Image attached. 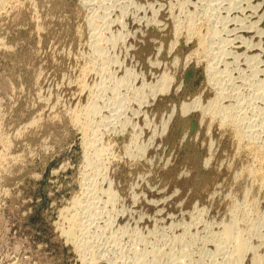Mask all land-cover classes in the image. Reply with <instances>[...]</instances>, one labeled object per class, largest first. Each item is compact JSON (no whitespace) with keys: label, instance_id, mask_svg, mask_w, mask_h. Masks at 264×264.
<instances>
[{"label":"rangeland","instance_id":"obj_1","mask_svg":"<svg viewBox=\"0 0 264 264\" xmlns=\"http://www.w3.org/2000/svg\"><path fill=\"white\" fill-rule=\"evenodd\" d=\"M122 1L0 0V264H264V3Z\"/></svg>","mask_w":264,"mask_h":264},{"label":"bare ground","instance_id":"obj_2","mask_svg":"<svg viewBox=\"0 0 264 264\" xmlns=\"http://www.w3.org/2000/svg\"><path fill=\"white\" fill-rule=\"evenodd\" d=\"M83 1V0H82ZM124 1V0H123ZM122 1V2H123ZM186 1V0H185ZM214 1V0H213ZM221 1V0H220ZM223 1H225V0H223ZM228 1V0H227ZM230 2H231V0H229ZM248 1V0H247ZM245 2V3H248V2ZM250 1H252V0H250ZM254 2L256 1V0H253ZM260 0H258V2H259ZM184 2V1H183ZM216 2H218V0L216 1ZM222 2V1H221ZM244 2V1H243ZM257 2V4H258V6L260 5V7H261V4H262V2L264 3V0H261V2H259L258 3ZM85 3V2H84ZM178 3H179V1H178ZM215 3V2H214ZM228 3V2H227ZM227 3H226V5H227ZM252 3V2H251ZM261 3V4H260ZM105 4V3H104ZM180 4V3H179ZM253 4V3H252ZM257 4L255 5V3H254V8H255V11H256V9H258V8H256V6H257ZM102 5V4H101ZM101 5H100V7H101ZM106 5V4H105ZM104 5V6H105ZM111 5V4H110ZM120 5V4H119ZM220 5V4H219ZM229 5V4H228ZM123 6V5H122ZM248 6H249V3H248ZM252 5H250L249 7H251ZM218 7V6H217ZM248 7V8H249ZM103 8V7H102ZM112 8V7H111ZM228 8V7H227ZM247 8V9H248ZM253 7H251L250 9H252ZM262 8V7H261ZM263 8H264V6H263ZM224 9V8H223ZM235 9V8H234ZM246 9V8H245ZM107 10V9H106ZM238 10H240V9H238ZM249 10V9H248ZM260 10V9H259ZM164 11V10H163ZM232 11V10H231ZM230 11V12H231ZM251 11V10H250ZM254 11V12H255ZM112 12V11H111ZM260 12V11H259ZM241 13V12H240ZM252 13H253V11H252ZM251 13V14H252ZM256 13L257 12H255V14L254 15H256ZM102 14V13H101ZM247 14V13H246ZM261 14H264V9L261 11ZM261 14H257V19H256V22L255 21H253V22H255V23H257V27H255V26H253V29H252V31L255 29V31L258 33V34H260L261 35V33L260 32H263L264 31V27H258L259 26V24H260V22L263 20L264 21V16H261ZM191 15V14H190ZM242 15V14H241ZM253 15V14H252ZM253 15V16H254ZM106 16V15H105ZM108 16V15H107ZM226 16V15H225ZM247 16V15H246ZM242 17V16H241ZM175 19V18H174ZM189 20V19H188ZM193 20V19H192ZM192 20H190V21H192ZM175 21V20H174ZM194 22V21H193ZM195 23V22H194ZM254 23V24H255ZM175 24V23H174ZM250 24H252V22L250 23ZM193 25V24H192ZM191 24L189 25V27L191 28V31H192V26ZM201 25V24H200ZM177 26H179V25H177ZM263 26V25H262ZM194 28H196V27H194ZM183 29V28H182ZM249 29H250V27H249ZM249 29H247L248 31H249ZM188 30V29H187ZM199 30V29H198ZM190 31V30H189ZM251 32V31H250ZM249 32V33H250ZM177 33V32H176ZM196 33V32H195ZM202 34V33H201ZM256 34V33H255ZM93 35H95V34H93ZM97 35V34H96ZM98 36H99V34H98ZM96 39V38H95ZM199 41V40H198ZM95 42V41H94ZM98 43V42H97ZM205 43V42H204ZM199 44V43H198ZM237 44H235V46H236ZM99 46V45H98ZM231 46V45H230ZM234 46V47H235ZM239 46V45H238ZM237 47V46H236ZM240 48V47H239ZM206 49V48H205ZM205 49H204V51H205ZM229 49V48H228ZM227 49V50H228ZM233 49V51H234V49L235 48H232ZM231 49V50H232ZM198 51V50H197ZM203 51V52H204ZM208 51V49L206 50V52ZM228 52V51H227ZM196 53V52H195ZM199 53V52H198ZM197 53V54H198ZM232 53V52H231ZM203 54V53H202ZM208 54V53H207ZM206 54V55H207ZM208 57V56H207ZM200 59V58H199ZM205 59V58H204ZM213 66L212 65H209L208 66V69H210V68H212ZM218 68V67H217ZM210 72V71H209ZM216 72V71H215ZM212 73V72H211ZM208 74V73H207ZM214 74V73H213ZM220 77V76H219ZM168 79V75L166 74V73H164L163 74V76H162V83L164 82V81H166ZM217 80V79H216ZM210 82V81H209ZM209 82H207V83H209ZM165 84L163 83V86H164ZM167 85V84H166ZM165 85V86H166ZM164 86V87H165ZM163 87V88H164ZM85 89V88H84ZM218 95V94H217ZM227 96V95H226ZM80 97V96H79ZM224 98V97H223ZM222 98V99H223ZM220 99V98H219ZM216 103V102H215ZM215 105V104H214ZM216 106V105H215ZM218 106V105H217ZM219 107V106H218ZM185 108V107H184ZM220 108V107H219ZM216 111H218L217 109H216ZM173 111H171L170 113H172ZM224 114V117L226 116V117H229L230 115V113L229 114H227V112L226 113H223ZM222 114V115H223ZM74 115V114H73ZM78 115V114H77ZM86 115V114H85ZM169 115V114H168ZM167 115V116H168ZM78 117V116H77ZM230 119H232V118H230ZM83 120V119H82ZM167 120H169V119H166V121ZM84 121V120H83ZM75 122V121H74ZM90 122V121H89ZM222 122V121H221ZM100 123V122H99ZM229 123V122H228ZM231 123V122H230ZM75 124V123H74ZM87 124H88V122H87ZM165 124H166V122L165 123H163V125H162V127L164 126L165 127ZM223 125V124H222ZM232 125V124H231ZM218 126V125H217ZM234 127V126H233ZM92 128V127H91ZM102 129V128H101ZM100 129V130H101ZM98 130H99V128H98ZM99 130V131H100ZM235 130V129H234ZM83 131H85V130H83ZM95 131V130H94ZM98 131V132H99ZM93 132V131H92ZM96 132V131H95ZM101 133V132H100ZM83 134H84V132H83ZM93 134V133H92ZM240 134V133H239ZM94 135H92V136H90V137H93ZM100 136H101V134H100ZM241 136V135H240ZM240 136H239V138H240ZM243 136V135H242ZM87 137V136H86ZM242 138H244V137H242ZM92 139V138H91ZM91 139H85V141H84V143H85V145H86V147L84 146L83 147V149L84 148H86L87 149V147L89 148V147H92L93 145H92V140ZM237 140H239V139H237ZM236 140V141H237ZM83 141V140H82ZM99 141V140H98ZM251 141V140H250ZM238 142V141H237ZM240 142V141H239ZM252 143V142H251ZM95 144V143H94ZM237 144V143H236ZM256 145V144H255ZM94 148H95V145H94ZM94 148H93V150H94ZM89 149H92V148H89ZM85 150V149H84ZM98 150V149H97ZM86 151V150H85ZM99 151V150H98ZM89 152V150L87 151V153ZM92 152V151H91ZM94 153H97V151L96 152H94ZM99 153H100V151H99ZM90 154V153H89ZM88 154V155H89ZM87 155V156H88ZM2 158V157H1ZM88 158V157H87ZM86 158V159H87ZM90 158H91V155H90ZM89 158V159H90ZM94 159V158H93ZM1 160V159H0ZM92 160V159H91ZM87 161H89V162H92V161H90V160H88L87 159ZM261 162V161H260ZM93 163H94V161H93ZM95 164V163H94ZM94 164H93V166H94ZM85 165H87V167L89 168V166H91V164L89 165V163L87 162V164H85ZM253 165V164H252ZM95 166H96V164H95ZM83 167H85V166H83ZM254 168V167H253ZM93 169V168H92ZM97 169V168H96ZM96 169H95V171H96ZM251 169V168H250ZM259 169V168H258ZM90 170V169H89ZM82 171V170H81ZM91 171V170H90ZM90 171H88L87 173H89ZM254 171V170H253ZM260 171V170H259ZM86 172V171H85ZM94 173V172H93ZM254 174V173H253ZM256 174V173H255ZM83 175V174H82ZM248 176H250V175H248ZM94 177V176H93ZM250 178V177H249ZM87 179V178H86ZM96 179V178H95ZM263 180V179H262ZM90 181H92V180H90ZM89 181V182H90ZM87 183V182H86ZM80 184V183H79ZM87 185V184H86ZM88 186V185H87ZM86 188V187H85ZM88 188V187H87ZM91 189V188H90ZM92 192H94V191H92ZM88 194V193H87ZM78 198V197H77ZM82 197H80V199H81ZM76 199V198H75ZM73 201H75L74 199H73ZM72 201V202H73ZM89 201V200H88ZM76 202V201H75ZM73 205V204H72ZM88 205V204H87ZM70 206V205H69ZM80 206V205H79ZM84 207V206H83ZM69 209V208H68ZM67 209V210H68ZM75 209V208H74ZM75 212V211H74ZM74 212L72 213V214H74ZM77 212V211H76ZM78 213V212H77ZM69 214V213H68ZM79 214V213H78ZM235 214V213H234ZM245 214V213H244ZM70 215V214H69ZM77 215V214H76ZM237 215V214H236ZM79 217V216H78ZM241 217H242V215H241ZM67 218V217H66ZM77 217H73L71 220H70V223L71 224H74V225H72V226H70L71 228H75L76 226H77V224H78V220L76 219ZM242 219V218H241ZM243 220V219H242ZM66 221H67V219H66ZM241 220H240V217H236V218H234V219H230L229 221H228V223H226V224H224V228L222 229L223 231H221L222 232V234H223V236L226 238H224L223 236H221V237H223V239H224V241L226 240L227 241V239H230V241H231V239H232V241L234 242V261H233V263L234 264H243L241 261H240V259L243 257V255H245V257L247 256V254H249V250L251 251L252 249H251V244H249L250 246H248V244H247V240H248V237L244 234V232H243V227L241 228V229H243L242 231L238 228V226H239V224L241 223L240 222ZM69 222V221H68ZM243 223V222H242ZM81 225V224H80ZM254 225V224H253ZM240 226H241V224H240ZM249 227H250V225H249ZM255 227V226H254ZM70 228V229H71ZM62 230V229H61ZM246 230L247 231H249V229H247L246 228ZM245 231V230H244ZM64 232V231H63ZM220 232V233H221ZM250 232V231H249ZM253 232V231H252ZM73 233V230L72 231H69V234H72ZM221 234V235H222ZM251 234V233H250ZM248 236H249V234H247ZM76 236V235H75ZM219 236H220V234H219ZM218 236V237H219ZM246 236V237H245ZM68 237H70V236H68ZM73 237H74V235H73ZM78 238V237H77ZM219 239V238H218ZM223 241V242H224ZM75 243V242H74ZM231 243V242H230ZM249 243V242H248ZM229 246V245H228ZM79 247V246H78ZM255 247V246H254ZM253 248V247H252ZM256 248V247H255ZM255 248H253L254 250H255ZM80 249V248H79ZM232 250H233V248H232ZM231 250V251H232ZM254 250H252L251 251V253L253 254L254 253ZM257 254V253H256ZM233 256V255H232ZM253 256H255V255H252L251 256V260H250V264H257V259L259 258V257H257V255L255 256V257H253ZM82 257V256H81ZM230 257V256H229ZM248 257V256H247ZM256 257H257V259H256ZM84 258V257H83ZM249 258V257H248ZM260 259V258H259ZM94 260V259H93ZM233 260V259H232ZM248 260V259H247ZM91 260H86V261H83L82 263L83 264H92L91 262H90ZM178 262V261H177ZM259 264H260V262H258ZM182 264V263H181ZM248 264V263H247Z\"/></svg>","mask_w":264,"mask_h":264}]
</instances>
